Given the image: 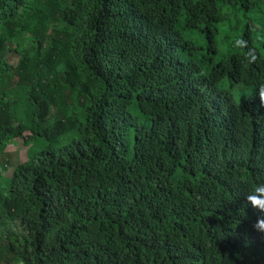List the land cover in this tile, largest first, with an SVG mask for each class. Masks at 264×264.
I'll list each match as a JSON object with an SVG mask.
<instances>
[{
	"label": "trees",
	"instance_id": "1",
	"mask_svg": "<svg viewBox=\"0 0 264 264\" xmlns=\"http://www.w3.org/2000/svg\"><path fill=\"white\" fill-rule=\"evenodd\" d=\"M241 10L254 63L182 58ZM262 83L264 0H0V264H263Z\"/></svg>",
	"mask_w": 264,
	"mask_h": 264
},
{
	"label": "rangeland",
	"instance_id": "2",
	"mask_svg": "<svg viewBox=\"0 0 264 264\" xmlns=\"http://www.w3.org/2000/svg\"><path fill=\"white\" fill-rule=\"evenodd\" d=\"M245 14L247 16H245ZM256 16L257 13L255 12L247 11L246 13H243V11L241 10L236 17H233L234 21L228 20L223 24H221L219 26V34L216 37V41H217L216 54H212L207 51V41L202 34H199L196 31L184 33L183 35L185 38L194 42L196 49L193 50L179 49L182 58L184 60L199 61L202 66V70L206 72V68H209L213 64L212 62H217L224 55L236 49L232 47L231 41L236 36H240L242 34L243 28L247 23H253L254 25L257 24L260 27L258 20H256ZM252 31H253V36L256 40L258 38L257 30L252 29ZM8 59L12 64H16L18 61V57L13 53H10L8 55ZM229 85H231V83L227 79L220 85V87L230 89L232 91L235 100L238 103L241 102L242 97H249L253 94V89L251 87H247L243 84H234L231 87H229ZM132 112L133 113L135 112L134 108L132 109ZM66 142H68L67 139L61 138L56 146L57 147L63 146V144H65ZM47 145H49V143L42 138L34 140L29 147L25 146L21 142H17V146L16 144L11 145L10 148L12 152H9V155L5 157V160L8 161L7 164L8 171H11L13 168H15L19 164L22 157L26 156L27 152H30L31 154L35 151L43 150L45 147H47ZM13 229L17 231L20 230V228L17 225L13 226ZM262 256H264V253L262 254ZM261 262L264 264V259H262Z\"/></svg>",
	"mask_w": 264,
	"mask_h": 264
},
{
	"label": "clouds",
	"instance_id": "3",
	"mask_svg": "<svg viewBox=\"0 0 264 264\" xmlns=\"http://www.w3.org/2000/svg\"><path fill=\"white\" fill-rule=\"evenodd\" d=\"M233 48H239L244 50L245 61L247 64L254 63L256 61V56L252 54V50L248 48V42L241 36H236L231 41ZM257 94L264 105V83L259 85ZM245 199L248 204H250L254 209H257L261 213H264V181H259L253 185L250 191L246 192ZM253 228L258 233H264V216L258 217Z\"/></svg>",
	"mask_w": 264,
	"mask_h": 264
}]
</instances>
